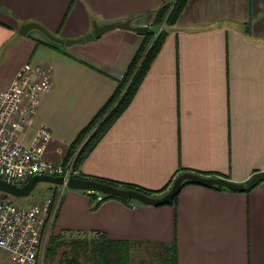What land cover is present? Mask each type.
<instances>
[{
	"label": "crops",
	"instance_id": "1",
	"mask_svg": "<svg viewBox=\"0 0 264 264\" xmlns=\"http://www.w3.org/2000/svg\"><path fill=\"white\" fill-rule=\"evenodd\" d=\"M164 1L0 0V88L25 65L52 73L23 144L46 127L44 156L74 161L71 145L114 93L144 35L115 28L67 46L38 29L23 35L21 25L79 38L93 21L150 25ZM77 169L80 177L150 191L170 183L169 190L185 171L236 182L264 171V0H188L131 102ZM61 190L53 233L130 243L131 264H148L150 247L155 264H264V181L245 191L188 183L161 205L97 203L100 193Z\"/></svg>",
	"mask_w": 264,
	"mask_h": 264
},
{
	"label": "built area",
	"instance_id": "2",
	"mask_svg": "<svg viewBox=\"0 0 264 264\" xmlns=\"http://www.w3.org/2000/svg\"><path fill=\"white\" fill-rule=\"evenodd\" d=\"M53 86L50 69L25 65L7 88H0V178L19 185L34 175L80 176L74 161L54 163L44 156L51 133L41 127L29 145L21 141L26 125L33 122L43 95ZM89 193H94L88 191ZM105 200L98 194L96 202ZM95 202V200H94ZM54 199L17 206L11 195L0 198V248L11 264H38L43 229L53 227Z\"/></svg>",
	"mask_w": 264,
	"mask_h": 264
},
{
	"label": "trees",
	"instance_id": "3",
	"mask_svg": "<svg viewBox=\"0 0 264 264\" xmlns=\"http://www.w3.org/2000/svg\"><path fill=\"white\" fill-rule=\"evenodd\" d=\"M187 2L188 0H165L157 9L150 30L143 36L134 58L119 80L114 93L89 124L82 129L71 145L67 159L74 158L76 168L129 105L142 78L163 44L168 34V27L176 22ZM155 25L157 26L156 29L154 28ZM97 180L119 186L118 183L106 179ZM188 183L194 182L185 180L182 187ZM169 186L170 183L159 191H150L133 184L121 185V187L137 189L151 196L165 192ZM205 186L229 189L220 185ZM0 193L4 196L8 195L3 192ZM90 194L93 195L94 193ZM177 195L169 203L174 202ZM54 197L55 195H53V199H55ZM107 198L125 200L118 196H104V199ZM131 247L130 243L114 241L106 237L86 236L74 232H69V234L66 232L52 233L48 236L45 245L43 264H131Z\"/></svg>",
	"mask_w": 264,
	"mask_h": 264
},
{
	"label": "water",
	"instance_id": "4",
	"mask_svg": "<svg viewBox=\"0 0 264 264\" xmlns=\"http://www.w3.org/2000/svg\"><path fill=\"white\" fill-rule=\"evenodd\" d=\"M115 28L127 29L136 31L141 35H145L149 30V25H133L132 19H127L121 22H110L105 24H99L97 21H93L92 30L79 38H63L55 35L46 27L37 22L23 23L19 29V32L26 35L32 29H38L50 40L71 46L74 44L89 42L101 37L104 33L113 30ZM185 180H190L194 183L201 185H220L229 189L237 191L250 190L264 181V171L254 173L249 179L244 182H236L226 179L224 177L205 176L195 172H184L178 175L170 189L162 196H151L143 193L137 189L124 188L115 186L97 179L86 178L80 176H71L65 180L64 176L53 175H34L28 179L25 183L19 185L11 182L7 179L0 178V192L11 195L13 197H24L30 195L38 183L48 182L57 186H66L70 189L97 192L104 196H118L125 200H138L144 204L161 205L169 203L181 190L182 184Z\"/></svg>",
	"mask_w": 264,
	"mask_h": 264
},
{
	"label": "rangeland",
	"instance_id": "5",
	"mask_svg": "<svg viewBox=\"0 0 264 264\" xmlns=\"http://www.w3.org/2000/svg\"><path fill=\"white\" fill-rule=\"evenodd\" d=\"M156 11H155V13H156ZM154 18H155V15H154ZM153 21H154V19L151 21L150 25L148 24L150 26V28H151ZM154 28L156 29L157 26L155 25ZM54 193H56V194H54ZM62 194L63 193L61 190V186L57 187L55 184H52V183L40 182V183H38V185L36 186V188L34 189V191L30 195L24 196V197H13V198H14V202L17 206L26 207V206H30L32 204L40 203L43 200L50 198V197L52 198L53 195H55V197H54L55 201L54 202L56 203L57 206H59V204L62 202V198H61ZM3 197H4V195L0 196V198H3ZM53 209H54V207L52 208V210ZM48 224L49 223H46L45 227L43 229L41 250H40V254H39V258H38V264H43V259H44L43 258L44 257L43 252L45 249V245L47 243L48 236L53 233V231H52L53 227L49 228ZM147 250L148 251L145 253V258H148L147 259L148 264H155L154 259H155V255H156V250L153 247H150ZM138 256H139V260H140V254H138ZM138 256H136V257L138 258ZM9 257H10V254L7 251H5L4 249L0 248V264H9V260H8ZM137 260L138 259L135 260V264H139V261H137Z\"/></svg>",
	"mask_w": 264,
	"mask_h": 264
}]
</instances>
